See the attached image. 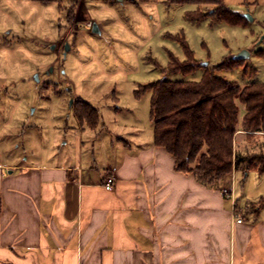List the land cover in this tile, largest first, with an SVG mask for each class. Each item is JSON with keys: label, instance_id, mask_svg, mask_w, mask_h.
<instances>
[{"label": "rangeland", "instance_id": "374dc122", "mask_svg": "<svg viewBox=\"0 0 264 264\" xmlns=\"http://www.w3.org/2000/svg\"><path fill=\"white\" fill-rule=\"evenodd\" d=\"M165 1L0 0V153L14 163H70L83 144L98 160L104 141L152 135L151 92L137 94L141 85L199 80L205 69L238 84L264 82V0H223L245 17L237 24L212 21L213 4ZM196 10L204 18L186 17ZM93 22L99 32L88 31ZM182 40L200 64L164 72L172 57L188 59ZM77 97L97 110L95 127L76 117ZM237 140L251 153L264 141ZM232 176L217 186L231 187ZM235 188L264 196V175L238 172Z\"/></svg>", "mask_w": 264, "mask_h": 264}, {"label": "crops", "instance_id": "0c3cea01", "mask_svg": "<svg viewBox=\"0 0 264 264\" xmlns=\"http://www.w3.org/2000/svg\"><path fill=\"white\" fill-rule=\"evenodd\" d=\"M115 138L98 160L83 144L70 163L0 153V264H264V207L252 206L264 196L239 195L238 172L231 187L206 185L153 131Z\"/></svg>", "mask_w": 264, "mask_h": 264}, {"label": "trees", "instance_id": "16d2710c", "mask_svg": "<svg viewBox=\"0 0 264 264\" xmlns=\"http://www.w3.org/2000/svg\"><path fill=\"white\" fill-rule=\"evenodd\" d=\"M165 2L213 4L214 9L208 12L212 21L245 22V17L228 8L223 0ZM194 12H186V17L204 18L200 11ZM181 45L188 59L180 62L172 57L164 72H189L200 64L184 40ZM145 90L151 92L149 117L153 142L174 156L177 170L192 173L198 181L210 186L234 172L245 175L254 171L264 175V141H259V150L251 153L253 147L242 146L237 140L239 134L245 141L257 136L264 140V82L238 84L212 69H205L199 80L163 78L141 85L137 94ZM74 112L90 127L98 122L97 110L79 97L75 99ZM261 207H264V197L258 201L256 210Z\"/></svg>", "mask_w": 264, "mask_h": 264}, {"label": "built area", "instance_id": "2783aa9c", "mask_svg": "<svg viewBox=\"0 0 264 264\" xmlns=\"http://www.w3.org/2000/svg\"><path fill=\"white\" fill-rule=\"evenodd\" d=\"M111 186H112V177H109V178H107V180L105 182V187L107 189H109ZM221 191L224 194V196H226V197L232 199V201H234V196H233L234 194H233V191L231 188L229 189V188L223 187V188H221ZM241 220H242L241 217L236 218V221H238V222H240Z\"/></svg>", "mask_w": 264, "mask_h": 264}, {"label": "water", "instance_id": "95a60500", "mask_svg": "<svg viewBox=\"0 0 264 264\" xmlns=\"http://www.w3.org/2000/svg\"><path fill=\"white\" fill-rule=\"evenodd\" d=\"M245 16H249V15L246 14ZM249 18H250V17H249ZM92 30H93V31H97V28H96L95 24L92 25ZM262 37H264V35H263ZM245 52H246L245 50H242V51L239 53L238 57H242V54L245 53Z\"/></svg>", "mask_w": 264, "mask_h": 264}]
</instances>
